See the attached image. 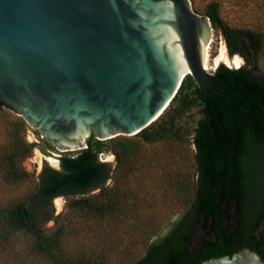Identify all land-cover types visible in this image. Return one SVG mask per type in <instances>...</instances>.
Returning <instances> with one entry per match:
<instances>
[{
    "label": "water",
    "instance_id": "water-1",
    "mask_svg": "<svg viewBox=\"0 0 264 264\" xmlns=\"http://www.w3.org/2000/svg\"><path fill=\"white\" fill-rule=\"evenodd\" d=\"M213 30L191 0H0V102L61 154L135 136L187 76L217 91ZM201 264L264 260L243 249Z\"/></svg>",
    "mask_w": 264,
    "mask_h": 264
},
{
    "label": "trees",
    "instance_id": "trees-1",
    "mask_svg": "<svg viewBox=\"0 0 264 264\" xmlns=\"http://www.w3.org/2000/svg\"><path fill=\"white\" fill-rule=\"evenodd\" d=\"M195 8L210 18L214 30L221 32L229 55L239 56L245 64L236 69L220 67L218 75L222 79L215 80V86L221 94L210 89L205 94L194 78L187 76L167 111L135 136H119L107 141L94 139L88 149L61 154L59 168L45 161L38 188L21 201L0 206V255L22 239L33 255L48 264H111L113 253L106 247L94 254H72L68 251L65 224H61L53 234H46L44 223L51 215L44 210L56 198L63 197L68 201L71 213L96 220L121 217L126 213V200L130 198L126 188L113 185L103 191L100 201L88 197L87 193L111 177L110 166L100 160V154L113 152L119 174L130 175L137 169L142 144L192 142L196 149V180L192 183L190 176L180 175V179L174 180V191L180 195L178 198L186 207V215L195 223L204 212L221 221L225 199H237L242 206L246 197L245 184L251 174L245 159L255 149L264 153V70L261 68L264 19L253 29L232 26L224 17L222 0H208L202 9ZM258 10L264 17V0L258 2ZM0 107L10 109L3 102H0ZM194 108H197L200 118L191 132L182 127L181 121ZM25 125L23 118H17L10 131L3 159L4 179L9 184L21 183L31 177L19 163L39 145L25 140ZM220 141H223L222 145ZM43 143L50 149L55 148L47 140L43 139ZM43 151L47 152L48 148L43 147ZM211 174L213 177L226 176L229 186L225 189L210 188ZM155 236L157 239L148 246L145 255L133 264H201L213 256H232L236 246L249 243L248 237L238 229L237 238L222 245L217 253L207 248L192 257L187 249L189 234L178 229L177 225L166 236ZM132 258L130 254V260Z\"/></svg>",
    "mask_w": 264,
    "mask_h": 264
},
{
    "label": "rangeland",
    "instance_id": "rangeland-1",
    "mask_svg": "<svg viewBox=\"0 0 264 264\" xmlns=\"http://www.w3.org/2000/svg\"><path fill=\"white\" fill-rule=\"evenodd\" d=\"M191 1L196 10L195 7L202 9L208 0ZM222 1L224 17L232 26L253 29L264 19L261 10H258V2L261 0ZM244 64V60L239 56L229 55L221 32L213 30L208 50V72L213 73L220 65L239 68ZM261 68L264 70V59L261 62ZM17 118L22 117L12 114L6 107H0V206L21 201L36 190L45 161L53 167L60 166L61 153L50 149L39 140L30 124L23 118L26 124L23 132L25 140L30 144L39 145L32 153L20 159V167L31 174V177L27 181L16 184L5 181L3 159L10 141L13 122ZM199 118L198 110L194 108L181 121V125L192 132ZM43 147H47L48 151L44 152ZM141 149L142 154L137 162V169L130 175L119 174L116 155L113 152L100 154V160L110 166L111 177L106 183L87 193L88 197L100 201L105 189L113 185L121 189L126 188L130 197L126 200V213L117 218L96 220L87 215L71 213L68 209V201L59 197L44 210L51 215V218L44 223L45 233L53 234L61 224H65L68 231L67 249L72 254H94L106 247L113 253L111 264H133L142 258L148 246L157 239L155 235L165 236L172 225L184 214L186 207L181 205L178 198L180 195L175 194L174 180L180 179V175L184 174L190 176V182L194 183L197 165L196 149L191 141L142 144ZM248 165L252 171L250 182L254 195L264 194V153L255 149L248 158ZM146 224L148 227H145ZM130 254L133 256L131 260ZM0 264L48 263L33 255L27 243L20 239L16 241L15 246L0 255Z\"/></svg>",
    "mask_w": 264,
    "mask_h": 264
},
{
    "label": "flooded vegetation",
    "instance_id": "flooded-vegetation-1",
    "mask_svg": "<svg viewBox=\"0 0 264 264\" xmlns=\"http://www.w3.org/2000/svg\"><path fill=\"white\" fill-rule=\"evenodd\" d=\"M221 66L223 65H220L212 73L215 77H218L217 79H222V77L218 75ZM231 69H236V67ZM220 144L222 145L223 141H220ZM248 158L249 157H246L245 164L247 169H250L251 171V168L248 165ZM251 176L252 171L245 184L246 197L242 206L239 205L237 199H234L233 201L228 199L224 200L222 204L223 216L221 221H217L216 216H208L207 213L204 212L199 221L195 223L191 217L184 212L180 219L172 225V227L177 225L178 229L181 228L182 231L189 234L187 249L192 257H196L207 248L214 249L215 253H217V249L222 245L236 239L238 229H241L243 235L248 237L249 243L244 246L242 245L241 247L236 246L235 249H233L232 256L243 249H250L251 251L258 253L264 260V210L262 209L264 194L259 196L254 195L250 182ZM209 186L212 189H225L229 186V181L224 175L213 177V174H211ZM218 257H223V255ZM218 257L213 256L212 258Z\"/></svg>",
    "mask_w": 264,
    "mask_h": 264
},
{
    "label": "bare ground",
    "instance_id": "bare-ground-1",
    "mask_svg": "<svg viewBox=\"0 0 264 264\" xmlns=\"http://www.w3.org/2000/svg\"><path fill=\"white\" fill-rule=\"evenodd\" d=\"M210 47V46H209ZM209 47L207 48V50H209ZM240 58V57H239ZM207 63H208V58H207V62H206V68H207ZM54 163H56L55 161H54Z\"/></svg>",
    "mask_w": 264,
    "mask_h": 264
}]
</instances>
